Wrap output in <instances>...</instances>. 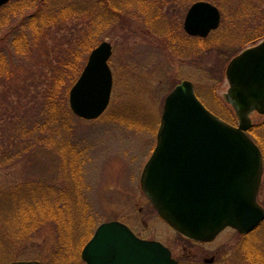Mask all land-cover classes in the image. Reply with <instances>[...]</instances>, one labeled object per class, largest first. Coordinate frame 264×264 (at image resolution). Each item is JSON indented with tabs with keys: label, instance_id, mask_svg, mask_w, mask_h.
Instances as JSON below:
<instances>
[{
	"label": "rangeland",
	"instance_id": "rangeland-1",
	"mask_svg": "<svg viewBox=\"0 0 264 264\" xmlns=\"http://www.w3.org/2000/svg\"><path fill=\"white\" fill-rule=\"evenodd\" d=\"M10 1L14 3L1 12V16H12V22L18 24L13 25L15 29L10 35L5 34L7 26L0 28V37L3 38L0 52L7 56L6 68L1 71H9V76L4 77L6 85L19 88L21 85L42 83L44 80L39 77L40 73L55 67L60 56L64 65L58 71L57 82L58 86L64 87L61 102L69 115L65 112L68 127H59L54 136L39 134L38 129H33V139L28 144L30 150L22 153L15 163L0 166V191L27 181L60 183V155L55 147L46 148L37 140L40 136L53 138L57 146L68 140L82 153L81 190L86 208L75 207L77 217L73 235L77 238L73 235L62 238L66 244L79 243L75 247V258L64 263L62 259L60 261V255L54 256L51 248L56 244L58 235L54 221L48 220L37 226L35 238L12 248L18 256L10 254L0 264L22 259H35L46 264H86L80 257L83 245L100 223L111 220L127 224L141 238L162 242L170 248L179 264H255L246 260L245 255L247 249L253 247L264 253V220L245 235L229 227L210 242L191 241L159 217L139 182L142 168L156 142L165 97L177 83L191 81L197 96L210 111L231 124L237 123L236 115L225 99L229 87L225 69L236 54L264 39H253L255 19L249 15L239 17L241 9L247 6L245 0H203L215 5L221 14L218 28L204 38L190 36L183 28L189 7L200 0H139L130 7H126V0H119L123 13L117 17V22L115 19L108 25L100 23V20L96 26L94 20L95 23L92 22L86 30L80 23V20L85 22V17L80 16V20L73 17L77 8L75 1L72 0L68 7L64 0L66 6L59 8L58 16L68 21L60 25L62 31H58L59 27L55 25L50 29L49 36H41L37 40L39 42L31 41L26 56L18 55L13 39L20 33L25 37L29 35L28 22L23 23L22 20L34 12L35 7L24 0ZM5 6L8 3L1 7ZM153 9L160 16L157 19L159 25L166 27L167 31L157 32L152 27L153 22L150 26L144 20L146 14H153ZM92 15L90 13L89 21H93ZM122 17L125 18V25H122ZM21 22L23 26H19ZM171 35L174 39L170 38ZM102 41L112 45L109 59L113 74L111 99L97 119L85 120L71 111L68 94L91 50ZM31 91L37 90L32 87ZM6 106L0 107V115L4 119H8L13 112L9 103ZM250 118L253 127L249 134L253 139L255 137L254 140L264 151V115L253 113ZM4 119L0 120V124ZM27 120L22 118L21 121ZM12 129L3 127L0 130L1 139L4 137L7 141L5 136ZM5 140L0 144V152L1 147H5L6 151L12 148ZM23 145L22 141L15 143L16 147ZM258 200L264 208V174ZM7 203L6 200L0 202V230L4 231L2 221L7 215H12ZM87 215L91 219L89 229L84 225ZM90 232L85 242H81V235Z\"/></svg>",
	"mask_w": 264,
	"mask_h": 264
},
{
	"label": "water",
	"instance_id": "water-1",
	"mask_svg": "<svg viewBox=\"0 0 264 264\" xmlns=\"http://www.w3.org/2000/svg\"><path fill=\"white\" fill-rule=\"evenodd\" d=\"M9 0H0V6ZM219 9L196 1L183 28L206 37L218 28ZM112 45L102 41L69 90L72 112L91 120L107 108L113 86ZM226 101L238 119L232 125L211 112L183 80L166 96L156 143L140 175V187L158 215L175 231L196 241H211L225 227L248 233L264 220L257 200L263 155L247 131L250 115L264 114V40L233 57L225 70ZM86 264H178L157 240L138 237L125 223H101L81 251ZM8 264H45L19 260Z\"/></svg>",
	"mask_w": 264,
	"mask_h": 264
},
{
	"label": "trees",
	"instance_id": "trees-1",
	"mask_svg": "<svg viewBox=\"0 0 264 264\" xmlns=\"http://www.w3.org/2000/svg\"><path fill=\"white\" fill-rule=\"evenodd\" d=\"M24 1L29 5L34 4L35 8L34 12L23 19L24 21L22 20L23 23H25V21L28 22L27 27L29 28V35L26 34L25 37L23 33H20L19 36L17 35L15 36V39H13L15 47L18 49L16 52L21 56H26L27 49L31 48V41L36 40V42H39L37 40H40L41 36L43 38L49 36L50 29L53 26H58V31H62L61 24H64L68 20L65 17L61 18L58 16L59 8L65 7V2L69 7L72 2V0H66L65 2L64 0ZM74 1L77 8L74 10L76 12L73 17L78 20H80L79 17L82 15L85 17V22L80 20L81 25L85 26L84 30H86L88 26L91 27L92 22L95 23V21L96 24L94 25L96 26L99 24L100 20V23L108 25L115 19V22H117V17L121 16L123 13V5L119 0ZM126 1V7H130L132 4L139 2V0ZM259 1L260 2L255 3L254 0H245L244 2L247 6L243 7L239 13V17H246L249 15L257 21L254 24V40L264 38V0ZM20 2H22V0H20ZM13 3V1H9L8 6L0 7V28L5 26L8 27V30L5 33L6 35L12 33L15 29L13 25L16 26L18 22L13 23L11 19L12 16H1V12L5 11L6 8L10 7ZM154 6L155 5H153V7ZM82 10H84L83 13H81ZM52 13H54V15H51ZM90 13L93 14V21H89ZM13 17L16 18V15H13ZM159 17L160 16L154 12L153 9V14H146L144 20L148 25L150 24V26H152L151 23L153 22V29L161 33L166 30V27L159 25V22L157 21ZM122 19V25H125V18L122 17ZM22 22L19 23V26L24 25ZM170 38L174 39L172 35ZM1 40H3L2 37H0V41ZM72 40L71 37V41ZM6 59V54L3 51L0 52V86L2 87L0 89V107L7 108L6 105L9 103L13 109V112L10 113L11 115L8 116V119H4V117H1L0 115V118L2 120L4 119L0 124V130L3 127L13 128L11 133L9 132L6 134L7 136H5L7 137V141L4 137L1 139L2 135H0V140H2L0 141V144L5 140L12 145L10 151H6L4 150L5 147H1L0 166L4 165L5 167L15 163L16 159H19L22 153L25 154L30 150L31 147L28 144L32 142L33 129H38L39 134L45 133L54 136L59 127H68L65 116L67 117L69 115L61 102L64 87L58 86L57 82L58 71L61 66L64 65L60 56L55 63V67L53 66V68L47 69L43 74L40 73L39 77H42L44 80L42 83L21 85L19 88L17 86L11 88L9 85H6V81H4V77L6 75L9 76L8 70L1 71L3 67L6 68ZM32 87L37 91H31V93L30 89ZM39 88L40 90H38ZM6 98L8 100H6ZM65 112L68 115H66ZM28 115L29 118L27 120ZM22 118H25L27 121L22 122ZM14 124L17 127L14 128ZM8 138H10L11 141H9ZM18 141H22L24 147H16L15 143ZM37 142H41L46 148H56V152L61 158L60 171L62 181L60 183L27 181L0 191V202L6 200L8 202V210L11 211L10 214H12L11 216L7 215L5 220L2 221L5 231L0 230V262L6 260L10 254L18 256V253H15L12 248L14 246L17 247V244H26L28 241L35 238L37 236V233L35 234L37 226L48 220H53L57 229L58 239L56 244L51 248V250L53 249L54 251V256L59 257L60 255V261L62 259L64 263L69 259L76 257L75 247L79 243L70 244L67 242L68 244H66L62 241V238H69L68 236H72L75 231L74 222L77 217L75 207L78 205V207H81L83 210L86 208V202L81 190L83 187V173L81 166L82 153L77 151L68 140H63L62 144L57 146V142L55 143L53 138L44 139L40 136ZM4 152L5 154H3ZM9 204L11 206H9ZM9 207L12 209H9ZM84 219V225L89 229L91 226L89 215L84 217ZM88 232L89 231L87 230V233ZM87 233L85 236L81 235V242H85L86 237L91 234V232L89 234ZM263 257L264 253L258 251V249L255 250V247L247 249L245 255L246 260L251 263L254 262L255 264H264ZM3 258L4 260H2Z\"/></svg>",
	"mask_w": 264,
	"mask_h": 264
}]
</instances>
